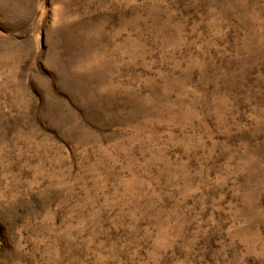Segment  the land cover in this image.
<instances>
[{"label":"rangeland","instance_id":"1","mask_svg":"<svg viewBox=\"0 0 264 264\" xmlns=\"http://www.w3.org/2000/svg\"><path fill=\"white\" fill-rule=\"evenodd\" d=\"M0 264H264V0H0Z\"/></svg>","mask_w":264,"mask_h":264}]
</instances>
